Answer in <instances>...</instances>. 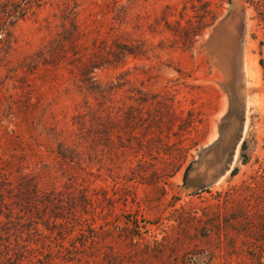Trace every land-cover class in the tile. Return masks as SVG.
Instances as JSON below:
<instances>
[{"label": "rangeland", "instance_id": "obj_1", "mask_svg": "<svg viewBox=\"0 0 264 264\" xmlns=\"http://www.w3.org/2000/svg\"><path fill=\"white\" fill-rule=\"evenodd\" d=\"M33 10L0 62V158L13 153L1 131H17L13 100L25 97L9 69L63 25L77 22L83 63H103L116 43L131 53L94 72V95L79 90L74 66L52 81L44 65L31 76L43 143L56 127L77 144L86 101L94 134L79 147L83 170L29 157L41 188L68 193L76 181L75 209H62V226L15 221L12 264H264V0H49Z\"/></svg>", "mask_w": 264, "mask_h": 264}, {"label": "trees", "instance_id": "obj_2", "mask_svg": "<svg viewBox=\"0 0 264 264\" xmlns=\"http://www.w3.org/2000/svg\"><path fill=\"white\" fill-rule=\"evenodd\" d=\"M48 2L49 0H0V62L9 55L15 43L14 27L17 23L24 20L30 13L35 14L34 8L39 9ZM63 28V32L59 34L57 39L35 53L29 61L27 60L17 69H9V72L16 73L9 78L22 83L25 97L24 100L20 98L13 100V106L19 103L17 108H12L11 113L16 121L14 126L17 131L12 130L11 135L9 131H1V134L7 137L5 147L12 149L13 153L9 155V158H0V264L15 262L11 247L13 245L11 232L15 231L11 226L15 225V221L22 223L27 219L31 222L41 219L42 222L46 224L52 222L57 227L63 225L58 222H62V220L66 222L69 218L62 213L65 208L69 206L71 208L69 213L71 215L74 213L76 199L70 190L76 189V181L69 179L70 183L66 187L68 193H63L56 188H41L36 175L34 176L32 172H25V170H30V165L33 163L30 162L29 157L43 158L46 153L49 158H52L53 164L51 166L53 167L55 165L68 166L72 169L83 170L79 147L81 141L92 138L94 134L95 115L89 101H86L89 113L84 115L79 113L73 118V120L78 119L72 123V126L78 125L75 136L79 145L78 143L72 145L67 138L63 137L67 131H58L56 127H50L47 144L34 134L35 127L32 126L34 123L31 108L36 106L32 101L35 100L40 87L30 79L35 74L34 71L39 65L51 67L52 69H48L51 72L48 81H52L57 76L55 75L57 71L62 70L64 65L65 67L74 66L79 71L80 78L77 85L79 90L87 95H94L99 91L94 72L102 64L110 65L112 62L110 56L114 60H118L131 53L128 45L116 43V49L108 45L104 48L107 57L102 59L103 63L98 64L94 61L83 63L82 60L85 55L78 49L79 47L77 48L80 33L77 22L73 18L70 28H66L65 25ZM95 45L96 42H94ZM19 68L24 69L23 76L19 73ZM87 116H89L88 123L86 121ZM24 127L27 133L32 132L33 134L30 135V142H26L22 138V133L18 134ZM9 149L6 151L10 152ZM25 164L28 167H24ZM47 166L50 167L49 164L45 165V167ZM36 230L38 229L36 228Z\"/></svg>", "mask_w": 264, "mask_h": 264}]
</instances>
